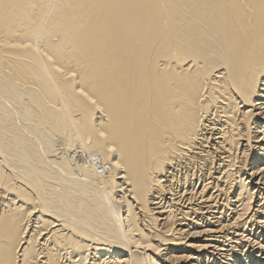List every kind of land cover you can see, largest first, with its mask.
Instances as JSON below:
<instances>
[{
	"label": "bare ground",
	"instance_id": "obj_1",
	"mask_svg": "<svg viewBox=\"0 0 264 264\" xmlns=\"http://www.w3.org/2000/svg\"><path fill=\"white\" fill-rule=\"evenodd\" d=\"M245 263L264 0H0V264Z\"/></svg>",
	"mask_w": 264,
	"mask_h": 264
},
{
	"label": "rangeland",
	"instance_id": "obj_2",
	"mask_svg": "<svg viewBox=\"0 0 264 264\" xmlns=\"http://www.w3.org/2000/svg\"><path fill=\"white\" fill-rule=\"evenodd\" d=\"M52 38H54V40H56V37H52ZM232 208V207H231ZM206 210V209H205ZM231 211H229V213H230ZM205 215H208L209 217H210V219H211V221H213V223L214 222H217V219H216V216L217 215H215V217H213L214 215H210L209 213H206ZM219 215V214H218ZM218 223V222H217ZM216 223V224H217ZM244 248V246L242 247V249ZM249 259V258H248ZM246 264V263H245Z\"/></svg>",
	"mask_w": 264,
	"mask_h": 264
}]
</instances>
